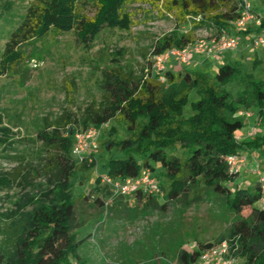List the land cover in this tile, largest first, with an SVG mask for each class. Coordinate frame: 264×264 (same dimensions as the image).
<instances>
[{"label":"trees","instance_id":"trees-1","mask_svg":"<svg viewBox=\"0 0 264 264\" xmlns=\"http://www.w3.org/2000/svg\"><path fill=\"white\" fill-rule=\"evenodd\" d=\"M86 2L95 7L91 17L83 12ZM138 2L29 0L20 22L3 45L0 74L16 72L28 57L26 47L30 42L47 35L75 31L77 40L88 44L103 27L128 29L130 20L125 7ZM161 12L174 15L175 28L155 41L153 57L192 42L198 26L231 27L238 15L233 0H162ZM187 22H191V28L180 33L179 24ZM157 74L160 73L154 74L152 67H147L139 79L133 80L131 72H124L121 66L107 67L103 72L101 99L93 101L81 119H73L62 131L65 118L59 117L37 131L36 139L46 149L37 168L46 175L48 185L34 195H26L32 205L30 209L24 205L12 215L13 232L0 236V264H86L79 247L90 238V233L79 237L84 231L75 229V208L89 197L73 195L70 178L75 171L86 170L93 164L85 165V156L79 162L74 161L76 156L71 149L77 124L99 128L109 120L121 125L128 136L119 138L112 126L108 131L110 137L101 141L104 149H115L121 155L105 163L108 176L123 179L148 169L152 175L159 177L162 172L168 179L183 174L194 184L195 194L203 187L212 189L223 196L226 209L235 216L229 240L236 242L233 254L242 258L238 264H264V210L258 205L259 185L256 181L253 188L243 186L234 190L225 185L235 179L229 172V155L244 149H264V130L241 141L234 135L244 124L236 115L240 111L252 109L255 115L264 118V79L242 73L238 62L223 64L213 76L203 71L185 69L174 74L165 70L162 82L157 80ZM232 82H244L245 86L232 95L225 88ZM192 93L197 97L195 100H190ZM186 106L190 108L188 115L183 111ZM7 130L0 126V134ZM3 140L0 135V144ZM177 147L183 150L181 156L175 154ZM156 166L160 172H156ZM30 171L34 174V170ZM18 173L16 168L11 176ZM28 176L26 173L24 179ZM176 181L172 182L170 192L174 191ZM8 184V178H0V187ZM105 188V193L111 196V191ZM143 196L139 191L134 193L138 201ZM145 202L153 204L156 200L147 196ZM245 209L250 212L244 216L241 213ZM201 251L202 246L192 251L179 247L175 264H195ZM148 262L166 264L155 258Z\"/></svg>","mask_w":264,"mask_h":264},{"label":"rangeland","instance_id":"rangeland-1","mask_svg":"<svg viewBox=\"0 0 264 264\" xmlns=\"http://www.w3.org/2000/svg\"><path fill=\"white\" fill-rule=\"evenodd\" d=\"M161 2L140 0L128 4L125 10L129 14V28L103 27L88 44L79 42L75 31L31 41L26 47L28 57L18 70L0 74V126L8 129L0 134L4 137L0 144V178L9 179L8 185L0 187V236L13 232L11 217L17 210L24 205H27L25 209L32 207L26 195H34L48 185L46 175L37 168L46 152L36 139L37 131L44 128L46 122L53 123L59 117L65 118L62 131L73 119H81L88 106L101 99L103 72L107 67L119 65L124 72H131L133 80L139 79L147 67H152L154 74L157 72L153 68L152 56L155 41L175 28L174 15L161 12ZM28 3L29 0H0V54ZM252 5L254 13L264 21V0L253 1ZM82 9L88 17L95 12L91 2L84 3ZM190 23H180L178 31L184 33L191 28ZM212 32L209 24L198 26L194 29V37ZM253 32L245 37L249 31L233 30L238 37V47L215 58L197 63L192 61L185 66L176 57H171L164 71L177 74L186 69L213 76L223 64L238 62L242 73L264 79V44L252 45L251 38L256 35V29ZM164 71L156 75L157 80L164 81ZM244 86V82H232L225 88L235 95ZM196 98L194 93L190 95V100ZM183 111L188 115L189 106ZM254 122L257 123L255 133L260 134L264 130V118L256 120L254 117ZM112 126L116 127L119 138L128 136L113 120L100 125L82 155V159L86 157L85 165L93 166L75 171L70 178L72 194L89 197L87 202L75 208V229L84 231L79 237L90 233V238L82 241L79 247V254L86 264H150L148 261L154 258L157 262L160 259L166 264H175L179 247L192 251L202 246L204 250L230 239V225L235 216L226 209L223 196L207 187L195 194L194 184L183 174L168 179L156 166L159 177L151 175L158 182L159 193L151 196L156 200L153 204L145 202L147 196L143 194V200L138 201L135 192L106 194L104 188L113 193V187L103 181L105 163L121 156L115 149L106 150L101 144L104 137H110L108 131ZM90 128L79 123L76 132L86 133ZM251 128L243 124L235 131V138L240 141L248 138ZM182 151L177 147L175 154L181 156ZM252 152L260 169L264 170V149L256 148ZM73 159L76 162L82 160L80 157ZM16 168L19 173L12 177ZM250 170L249 165L245 170L240 168L234 174V182L225 185L231 190L257 186ZM26 173L29 176L24 179ZM175 180L174 191L170 192ZM96 198L98 202L94 201ZM249 212L250 209H245L241 214L245 216ZM236 256L238 263H242V258Z\"/></svg>","mask_w":264,"mask_h":264},{"label":"built area","instance_id":"built-area-1","mask_svg":"<svg viewBox=\"0 0 264 264\" xmlns=\"http://www.w3.org/2000/svg\"><path fill=\"white\" fill-rule=\"evenodd\" d=\"M237 6L238 15L231 22L234 31H244L249 25L256 29V35L251 38L254 47L264 44V21L254 13L253 1L256 0H233ZM195 20H199L196 17ZM212 33L209 35H201L192 42L183 47H171L162 54L154 56L153 68L162 73L165 69L167 61L171 57H176L181 63L190 64L192 55L201 54L206 59L215 58L224 51H232L238 47V37L230 32L229 27L215 28L210 24ZM254 113L250 110H244L237 113L238 116H244L245 121ZM98 128L91 127L86 133H75L74 142L71 152L76 157L82 159L83 153L87 150L88 144L91 143L90 138L96 136ZM255 133V126L247 133L252 136ZM245 151L232 154L227 157V164L231 174H237L240 168L246 167L249 159L255 163L252 173L256 176V181L260 188V198L258 200L259 207L264 210V170L260 169L259 162L252 156H248ZM103 181L113 187V193L131 194L139 191L145 196H153L159 193L158 182L153 178L148 169H143L136 176L126 177L124 179L111 178L107 174L103 176ZM237 249L236 242L231 240H222L208 249H204L198 256L195 264H238L237 256L233 253Z\"/></svg>","mask_w":264,"mask_h":264},{"label":"crops","instance_id":"crops-1","mask_svg":"<svg viewBox=\"0 0 264 264\" xmlns=\"http://www.w3.org/2000/svg\"><path fill=\"white\" fill-rule=\"evenodd\" d=\"M257 1H259V0H257ZM253 26L252 25H249L245 30H244V32H246V31H249V33L248 34H246V36L245 37H247V36H249L250 34H252V33H254L253 32ZM230 32H232L234 29L232 28V27H230ZM255 30V29H254ZM201 59V60H200ZM204 60H207L205 57H203L201 54H198V53H195V54H193L192 55V61H193V63L195 62V63H197V62H201V61H204ZM205 64V63H204ZM185 66H187V65H189V64H184ZM240 117H243L242 119H243V121H244V124H246L247 126H255V124H257V123H255L254 122V117H255V119L256 120H259L260 119V117L258 116V115H255V114H253L252 116H251V118L247 121V122H245V119H244V116H240ZM243 151H245V152H247L248 153V151H250V153H249V155H252L253 157L255 156L254 155V152H252V150H250V149H244ZM250 166L251 167V174L250 175H252V176H254V178H256L255 177V175H253L252 174V171L254 170V167H255V163H253L250 159H249V161H248V163H247V165H246V167H243V168H241V169H243V170H245V169H247V166Z\"/></svg>","mask_w":264,"mask_h":264}]
</instances>
